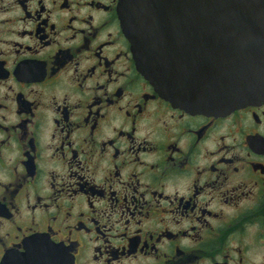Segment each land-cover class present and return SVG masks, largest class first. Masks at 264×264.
<instances>
[{
	"label": "flooded vegetation",
	"instance_id": "obj_1",
	"mask_svg": "<svg viewBox=\"0 0 264 264\" xmlns=\"http://www.w3.org/2000/svg\"><path fill=\"white\" fill-rule=\"evenodd\" d=\"M120 0H0V264H264V103L174 105Z\"/></svg>",
	"mask_w": 264,
	"mask_h": 264
},
{
	"label": "water",
	"instance_id": "obj_2",
	"mask_svg": "<svg viewBox=\"0 0 264 264\" xmlns=\"http://www.w3.org/2000/svg\"><path fill=\"white\" fill-rule=\"evenodd\" d=\"M138 67L195 113L264 103V0H120Z\"/></svg>",
	"mask_w": 264,
	"mask_h": 264
}]
</instances>
